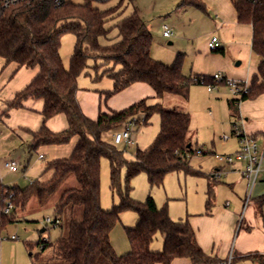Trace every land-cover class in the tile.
<instances>
[{
    "label": "trees",
    "instance_id": "16d2710c",
    "mask_svg": "<svg viewBox=\"0 0 264 264\" xmlns=\"http://www.w3.org/2000/svg\"><path fill=\"white\" fill-rule=\"evenodd\" d=\"M231 1L238 22L252 26V51L261 58L248 93L228 102L232 115L238 118L242 101L264 95V0ZM120 5L101 10L91 1L80 4L67 0L57 6L54 0H34L31 4L12 6L0 19V59L19 68H39L32 82L7 102L4 111L6 115L12 109L22 108L28 99L44 101V124L38 131L31 132L32 140L25 144L28 155L37 153L44 146L67 145L73 137H79L69 157L49 162L43 176L28 187L0 183V231L18 220L19 213L26 209L31 199L45 206L58 188L73 176L77 186L63 191L54 205L55 220L51 221L54 226H63L66 221L68 233L54 243L41 238L37 245L41 246L42 252L52 248L53 256L44 263L33 261V264H172L183 258L190 259L192 264H219L221 261L200 247L188 219H172L167 205L159 207L151 196L145 202H139L129 195V182L141 173L148 176L151 186L163 185L166 176L174 172L206 175L190 167V158L204 153L191 137L190 114L166 109L159 103L150 104L145 98L125 109L101 112L97 119H91L83 112L78 100V80L89 67L90 59L120 66L118 70L114 67L103 71L102 77L108 76L113 81V89L106 93L107 98L136 83L151 86L156 97L172 93L188 98L192 84H201L202 78L212 82V77L208 76H186L180 58L173 66L155 60L151 55L153 36L136 9L116 22L120 39L112 44H102L101 38L107 37L109 32L107 24L121 14ZM186 5L206 11L201 0H181L180 7ZM66 34L76 37L69 67L65 66L60 54L61 39ZM95 68L99 67L96 65ZM60 114L66 117L68 126L54 132L46 122ZM154 114H159L161 119L158 135L149 146L137 149L131 160L126 158L123 150L103 137L104 133L117 130L135 117L143 118L138 126L147 125ZM103 158L110 162L113 190L120 187L121 171H126L121 203L111 211H105L101 205ZM50 173L49 178H43ZM209 179L208 212L213 207L216 185L214 177ZM9 203L13 209L6 213ZM262 205L264 198L260 199L259 209ZM79 209L81 217L77 215ZM126 211L135 212L138 221L134 227L126 228L131 249L120 256L112 245L111 232ZM158 234H163L165 240L163 248L155 251L151 246ZM250 257L264 264L263 254Z\"/></svg>",
    "mask_w": 264,
    "mask_h": 264
},
{
    "label": "rangeland",
    "instance_id": "374dc122",
    "mask_svg": "<svg viewBox=\"0 0 264 264\" xmlns=\"http://www.w3.org/2000/svg\"><path fill=\"white\" fill-rule=\"evenodd\" d=\"M73 1L82 4L88 0ZM201 1L208 8L209 5L215 6L214 3L217 0ZM92 4L101 10L121 4L119 7L121 14L107 24L109 32L107 37L101 38L102 44H112L120 39L119 30L115 26L116 22L130 15L136 9L153 36L151 55L155 60L173 66L180 58L183 64V73L188 76L192 73H204L206 76L212 77L216 73H221L228 80L240 81L238 79L243 78L244 80L240 82L248 83L247 75L258 73L256 55L251 51V46L247 47L252 34V30L247 25L243 26L241 35H237L230 29L221 33L214 12L208 10L206 13L192 5L180 7L181 0H108L105 2L93 0ZM164 25L170 26L173 30L172 38L168 39L163 36ZM214 35L220 38L221 48H225L226 56L216 52L212 53L208 47V40ZM75 43L76 37L72 34H66L61 39L60 54L66 67H69ZM0 60L1 114L3 100L6 98L2 95L5 90L2 88L7 83L9 67L4 68L5 62ZM239 62L240 65H238ZM88 64L89 67L78 80V100L83 112L91 119H97L101 112L125 109L145 98H148L150 104L159 103L166 109L188 112L191 114L192 131L197 134L199 145L204 151L203 154L200 153L190 158V167L205 174H210L223 166L216 160L213 152L225 155L238 148L239 139L233 134L235 118L227 103V99L235 96L225 85H219L214 91L216 93H210L208 85L195 83L191 86L190 98L187 100L172 93L156 97L151 86L146 83H136L129 89L107 98L106 93L113 89V81L108 76L102 77L103 71L114 67L118 70L120 66L100 59H90ZM96 65L99 68H95ZM97 77L101 78L97 80ZM5 87L8 88L7 85ZM218 89L219 91H217ZM160 126V116L154 114L147 125L135 128L132 143H122L117 147L125 152L128 160H131L137 149L146 148L156 139ZM117 132L118 130H110L104 133L103 137L106 141L113 143V136ZM224 136H228L229 139L224 140ZM72 144L71 141L67 145L72 146ZM259 144L263 145L264 140L260 139ZM45 147L31 156L28 155L29 164L22 156L17 172L10 171L5 167L4 161L0 162L1 183L5 186L25 188L39 180L48 163L53 160L52 155L46 154L43 150ZM41 153L45 155L44 159L40 158ZM101 167V205L105 211H111L121 203V193L125 191L126 187V171L125 169L121 171L120 187L113 190L111 188L110 162L107 158L102 159ZM226 169L227 167L224 168V170ZM230 174L233 175L230 179L235 183L233 186L226 182V176L217 178L220 184L215 188V207H225L226 201L229 200L232 204L229 209H232L234 204L232 197H237L240 194L245 195L246 186L236 185L238 174ZM50 175L51 173L46 174L43 178L47 179ZM75 186H77V181L72 176L58 188L43 207L35 199H31L26 209L19 213L18 220L8 224L5 229L0 231V264H33V261L44 263L53 256L52 248L42 252L41 246H38L37 243L41 238L49 239L54 243L61 235L68 233L66 221L63 226H54L51 221L55 220L54 205L63 191ZM129 186V195L132 199L145 202L151 196L159 206L167 205L169 211L177 218L176 220L185 218L187 215L201 217L205 214L207 180L204 176H196L184 171L174 172L166 176L163 185L151 186L148 176L141 173L129 182ZM247 193L249 194L250 191ZM77 215L82 216L81 209ZM48 217L51 218L50 221L47 220ZM136 218L137 214L133 211H126L120 215V221L112 230L116 239L121 242L128 240L126 228L133 227ZM42 229L46 230L42 232ZM235 232L234 230V235ZM13 236H16L17 239H12ZM230 247L229 249L233 253L234 250L237 251L236 256H238L240 249L236 239L230 244ZM219 248L218 245L217 249ZM130 249L118 255H125ZM234 264L256 263L248 259H237Z\"/></svg>",
    "mask_w": 264,
    "mask_h": 264
},
{
    "label": "crops",
    "instance_id": "0c3cea01",
    "mask_svg": "<svg viewBox=\"0 0 264 264\" xmlns=\"http://www.w3.org/2000/svg\"><path fill=\"white\" fill-rule=\"evenodd\" d=\"M214 4L215 6L208 4L209 9L206 8L205 12L207 13L208 10L214 12L216 22L218 23L217 26L220 29L219 31L221 33L222 32L225 33L226 30L230 29L234 31V33H236L237 35H241V33H243L244 25L238 22L237 12L232 1L217 0ZM247 26H249L250 29L252 30V34L250 36L251 42L249 39V44L247 45V47H250L251 46L250 43H252L253 29L251 25H247ZM212 37H217L219 40L217 50L222 49L224 51V52H216V53L222 56H226L227 52L225 48H221L222 44L220 38L217 35H214ZM210 40L211 38L208 40V42ZM251 51H252V46H251ZM255 55L257 58V69H258L261 63V58L257 54ZM240 64L241 63L239 62L238 65ZM5 67H9L8 68L9 77L7 78L8 80L7 83L5 84L8 86V88L5 87V85L2 88L5 89L2 92V95H4L6 98L3 100L4 105L2 107L0 114V162L4 161V166L6 162H16L18 165L22 156L25 157L24 160H27L28 153L25 144L32 140L31 132L38 131L44 124V117L42 115V111L44 109V101L42 99H28L23 103L22 108L12 109L8 112V114L4 115L7 102L14 99L17 92H20L25 87H27L39 72V68H26V67L19 68L18 65L14 63L8 65L6 64L4 68ZM256 74L257 73H254L253 75L250 74L247 75L246 80L248 81V84H251V81ZM185 75L188 76L187 74ZM191 76H206V75L204 73H192L190 77ZM238 80L242 81L244 79L242 78ZM191 86H190V90H191ZM190 90H189V96L188 98H186L187 100H189L190 98ZM217 91H219V89ZM231 99H227V103ZM238 109H239L238 118L232 115L235 118V122L233 123V126L236 123L244 130L246 134L255 137L258 140V142L260 141V139L264 140V95H260L254 99L242 101ZM46 125L52 131L60 132L67 128L68 123L66 117L63 114H60L47 120ZM191 137L194 142L199 144L197 139V134L194 131H192V127H191ZM78 140L79 137L75 136L71 140L73 143L72 146L69 145L46 146L45 148H43V150H45L46 154L49 153L50 155H52L53 160L69 157L72 154ZM238 144H239L238 148L229 154H234L240 149L239 141ZM263 145L260 146L262 147ZM41 154L44 155L43 153ZM213 154L215 155L217 153L213 152ZM222 164H223L222 167L215 169L212 173L206 174L204 176L207 180L206 199L208 198L207 193L210 183L209 178L210 177L215 178L216 180L215 188L218 186V184H220V181L217 180V178L219 179L223 176H226L225 177L226 182L229 183L230 186H233L235 185V183H233L230 180L233 177V175L230 173L238 174L236 185L239 184L242 185L243 187L246 186L245 195L240 194L237 195V197H232V199L234 200L232 209H229L231 208L232 205L231 201L229 200L226 201L224 205L225 207H221V206L215 207L213 201V207L209 212L206 208V203H205L204 216L191 217L187 215V217L180 218L178 220H186V219L189 220L190 224L192 225L193 229L196 232L198 244L204 250V252L209 256L215 257L219 261L225 260L231 251L229 249L231 248L230 244L233 243L236 239V243L237 245H239L240 253L238 256H236L237 251L234 250L233 264L237 259H248V260H252L256 264H261L260 261L250 256L252 254L264 255V205H262L261 209H259L260 199L264 198V158L262 161V169L257 177L256 183L251 188L249 186V180L245 178L242 173V171L245 168V164L243 162H236L232 165H228L224 163ZM225 167H227L226 170H224ZM215 188H214V192H215ZM247 191L248 192L250 191L251 199L250 202L246 205V199L248 194ZM214 200H215V196H214ZM169 214L172 219L174 220L177 219L176 217L173 216L172 212L169 211ZM137 221H138V217L136 218L134 226L136 225ZM234 230L236 231L235 235H234ZM164 240H165L164 235L158 234L156 240H154V242L152 243L151 246L152 249L155 251L161 250L164 245ZM111 242L117 254H121V252H125L130 249V244L128 240H124V241L122 240V242L119 241L114 236V231L111 232ZM218 245L220 246L219 249H217ZM172 264H192V262L190 259L183 258V259L174 260Z\"/></svg>",
    "mask_w": 264,
    "mask_h": 264
},
{
    "label": "built area",
    "instance_id": "2783aa9c",
    "mask_svg": "<svg viewBox=\"0 0 264 264\" xmlns=\"http://www.w3.org/2000/svg\"><path fill=\"white\" fill-rule=\"evenodd\" d=\"M34 0H0V19L4 16L7 10L12 6L19 4H31ZM57 6H62L67 0H54ZM93 1V0H88ZM100 2H105L108 0H95ZM163 36L165 38H172L174 33L170 26H163ZM219 40L217 37H212L208 42V47L211 51H216L218 49ZM201 84L208 85V91L213 93L215 89L223 84L229 91L235 96V98H242L245 94L248 93L250 84L246 82L231 81L225 78L221 73H216L212 76V83H208L206 79L202 78ZM240 105V104H239ZM139 120L141 123L142 119L138 117L132 118L127 124L118 128V132L113 136V144L116 146L122 143L130 144L132 143V136L135 131V128L138 126ZM233 134L237 136L240 143V149L234 154H215V158L218 162L232 165L236 162H243L245 168L242 171L245 178L249 180L250 188L256 183L257 177L262 169V161L264 158V145L261 147L258 140L248 135L239 125H234ZM224 140H228V136L223 137ZM41 159H44V155H40ZM5 166L13 172L18 170V165L16 162H6ZM251 193L248 194L246 199V205L250 202ZM13 209V205L9 203L5 208V212L8 213ZM51 218H47L50 221ZM12 239L16 240L17 237L13 236ZM234 253L231 250L228 257L221 261L219 264H233ZM261 263V262H260Z\"/></svg>",
    "mask_w": 264,
    "mask_h": 264
},
{
    "label": "water",
    "instance_id": "95a60500",
    "mask_svg": "<svg viewBox=\"0 0 264 264\" xmlns=\"http://www.w3.org/2000/svg\"><path fill=\"white\" fill-rule=\"evenodd\" d=\"M171 43V42H170ZM45 231V229H42V232H44Z\"/></svg>",
    "mask_w": 264,
    "mask_h": 264
}]
</instances>
